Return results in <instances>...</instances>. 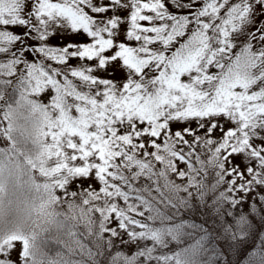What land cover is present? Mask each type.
<instances>
[{
  "label": "snow or ice",
  "instance_id": "1",
  "mask_svg": "<svg viewBox=\"0 0 264 264\" xmlns=\"http://www.w3.org/2000/svg\"><path fill=\"white\" fill-rule=\"evenodd\" d=\"M171 3L0 0V135L15 143L14 133L26 134L43 178L36 187L78 200L77 218L94 221L105 244L144 234L146 210L129 191L139 175L176 173L198 186L214 171L241 190L264 182V0ZM54 34L77 39L53 44ZM154 184L161 195L172 188ZM68 234L75 250L44 238L42 248L59 246L53 255L35 233L0 232V264L97 261L100 247L81 245L77 225Z\"/></svg>",
  "mask_w": 264,
  "mask_h": 264
},
{
  "label": "trees",
  "instance_id": "2",
  "mask_svg": "<svg viewBox=\"0 0 264 264\" xmlns=\"http://www.w3.org/2000/svg\"><path fill=\"white\" fill-rule=\"evenodd\" d=\"M166 3L170 10H175L171 0H166ZM224 11L226 8L222 9V12ZM49 42L57 44L52 38ZM28 55L31 58L32 54L28 53ZM71 62L77 63L76 60ZM212 71L217 69L213 67ZM50 94L46 91L41 99L47 102ZM192 122L194 123L192 126L195 127V120ZM182 126L178 123L171 125L173 130ZM204 131L205 129H201V134ZM212 135L219 136L220 133L214 130ZM13 139L15 143L0 135V155L11 153L28 166L35 186L34 204L38 208L23 232L35 233L40 240L49 236L48 230L41 232L38 229L39 225L44 227L49 225L43 222L40 214L43 210H51L59 206L60 209L67 211L61 212V218L64 220L70 211L75 212L74 224L81 231L79 243L84 247L91 244L100 247L102 254L97 257L98 264H168L165 257L169 254H178L182 261L190 264H264V182L254 183L248 187V191L251 190L250 196H243L241 193L247 191L236 188L230 190L231 184L219 181L214 171L210 172L204 178L203 184L198 186H191L186 177L180 178L176 173H170L168 177H157L155 174L137 176L135 181L129 182V191L130 194L140 198L137 202L142 203L146 210L144 221L154 224L150 231L156 232V237L151 246L137 247L132 252H126L123 240L109 238L107 244L97 240L98 225L93 221L90 228L84 219L77 218L79 210L77 204L72 207L71 202L57 201L47 192L39 190L36 185L41 183L43 178L31 167L29 159L34 146L30 140L24 138V133H14ZM188 139L191 140L192 137L188 136ZM149 151L152 149L150 148ZM197 151L202 152L205 158L209 155L199 146ZM176 166L181 170L188 169L186 161L177 160ZM158 167L162 165L158 164ZM131 171L135 175L137 170ZM157 179L162 185L171 183L172 188L165 195L154 191V181ZM120 203H124L122 199ZM71 225L73 224H69V227ZM86 230L90 231V234L85 233ZM150 231L142 230L144 234L138 233L141 235L139 240L142 237L146 238ZM54 236L66 241L68 246L74 249L75 241L68 234V230ZM46 246L47 249L40 248V251H49L54 255L60 250L54 243L47 242ZM80 257V252H73V259ZM97 261H90L89 264H97ZM44 264H47V261H44Z\"/></svg>",
  "mask_w": 264,
  "mask_h": 264
},
{
  "label": "rangeland",
  "instance_id": "3",
  "mask_svg": "<svg viewBox=\"0 0 264 264\" xmlns=\"http://www.w3.org/2000/svg\"><path fill=\"white\" fill-rule=\"evenodd\" d=\"M16 31H20L19 29H14ZM53 40L55 39L57 41V44H63L65 43L67 40L69 39H77V37H73V36H65L63 39L61 38V36L59 34H54L51 37ZM123 38V37H122ZM84 39H86V37H84ZM32 43H35V41H32ZM101 76H106L109 75V73H105V72H100L97 73ZM115 78L119 79V74H116ZM192 124H194L192 122ZM24 138L26 139V134L24 133ZM28 140V139H27ZM0 157H7L9 159L15 160L17 165H18V173L16 175V177L14 178V183H17L19 185H21L23 187V189L26 191V193L28 194V198L31 200V202L34 204V197H36L34 195L33 192V188L34 186V182L32 180V177L29 173L28 170V166L25 165L21 160L17 159L16 157H14L11 153H3L0 155ZM234 159H236L237 161L240 160V157H235ZM85 183H87V181H85ZM93 184L96 188H99L100 185L99 183H96L95 181H93ZM253 184H251L250 186H252ZM82 187V185H76L73 184L72 188L73 191H75L77 188ZM233 189L232 187L230 188V190ZM238 190H241L239 188H236ZM249 188L246 187L243 189V191H247L246 193H241L243 196H250L251 194V190L248 191ZM59 194V193H58ZM75 204H77V206L80 208L82 207V205L79 204L78 200H73L71 201V206L74 207ZM66 206V205H64ZM38 210V208L35 206V211ZM34 212H30L29 214H27L26 216H24L21 219V223L23 224V229L26 225H28V222L30 220V218L33 216ZM61 212L62 213H66L67 211L65 209H60L59 206L54 207L51 210H43L41 211V218L43 220L44 223H48V227H44V225H39L40 227L38 228L39 231H44V230H48L49 232V236H53L56 234H61L64 230H68L69 229V224H74L75 220H76V214L74 211H70L67 215V218L64 220L61 218ZM143 223L146 225V229H143V231H150L153 227L154 224L148 223L146 221H143ZM38 224H42L41 222H38ZM0 232H5V231H0ZM148 236L146 238L142 237L141 240H139V237L141 236L140 234L138 235V233L136 235H132L131 231L129 232L128 235L123 237V247L126 250V252H132L134 251L137 247L138 248H144L147 246H151L152 242L154 241L155 237H156V232L154 233V231H150L148 234ZM47 236V237H49ZM43 237L41 240L40 238L37 239V246L40 250L41 247V243L44 240ZM119 241V240H118ZM140 241V242H139ZM139 243V244H138ZM47 244V241H46ZM44 249V248H43ZM144 253V252H143ZM139 255V254H138ZM16 253H12V257L15 258ZM163 260V259H162ZM166 262H168V264H190L189 262H184L180 259V256L178 254H169L165 257ZM160 261V260H159ZM158 262V261H157ZM167 264V263H165Z\"/></svg>",
  "mask_w": 264,
  "mask_h": 264
},
{
  "label": "clouds",
  "instance_id": "4",
  "mask_svg": "<svg viewBox=\"0 0 264 264\" xmlns=\"http://www.w3.org/2000/svg\"><path fill=\"white\" fill-rule=\"evenodd\" d=\"M18 170L15 160L0 157V231H22L21 219L35 211L23 187L14 183Z\"/></svg>",
  "mask_w": 264,
  "mask_h": 264
}]
</instances>
